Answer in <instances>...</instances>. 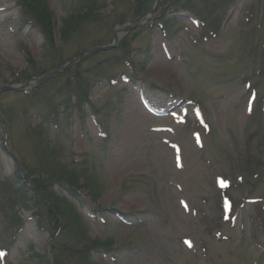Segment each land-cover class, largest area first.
I'll return each mask as SVG.
<instances>
[{
	"label": "rangeland",
	"instance_id": "obj_1",
	"mask_svg": "<svg viewBox=\"0 0 264 264\" xmlns=\"http://www.w3.org/2000/svg\"><path fill=\"white\" fill-rule=\"evenodd\" d=\"M136 1H107L63 39L79 0H46L50 35L19 0H0V90L109 46L117 32L132 60L87 58L78 81L56 77L34 98L42 84L0 92V264L51 249V233L15 198L18 168L78 175L77 202L53 189L82 221L59 241L87 239L94 264H264V0H236L208 35L215 14H176L172 0H153L126 34ZM78 83L92 88L82 109L69 103ZM253 164L259 181L236 187Z\"/></svg>",
	"mask_w": 264,
	"mask_h": 264
},
{
	"label": "trees",
	"instance_id": "obj_2",
	"mask_svg": "<svg viewBox=\"0 0 264 264\" xmlns=\"http://www.w3.org/2000/svg\"><path fill=\"white\" fill-rule=\"evenodd\" d=\"M24 7L25 15L31 10L33 13H36L38 18L35 20L37 24L42 26L43 33L46 32L50 35L48 28L52 27V13L48 10L46 0H19ZM107 1L109 0H79L77 7L75 8V14L70 16V18L64 20V28L62 29V37L66 39L68 32L72 31L76 25H80L82 18H88L93 16L96 18V13H99L103 7L106 6ZM112 4L116 0H110ZM236 0H172V11L174 13H191L202 20L204 18L214 15L212 22H206L203 24V31L205 34H212V26L226 18L228 10L235 4ZM153 0H138L132 8V13L135 18H139L146 14L151 8ZM28 7V8H27ZM99 18V16H98ZM25 21L29 20L24 18ZM34 21V20H29ZM45 30V31H44ZM47 34H44L48 37ZM127 43L119 45L118 48L107 52L104 54L90 55L89 57L83 58L79 64L72 66L66 73L57 77V79H65L67 84H73L78 81L84 73L79 69L82 63L88 61L89 59L106 57L108 62H132L130 57H128L130 51ZM118 51L120 52L118 54ZM103 56V57H102ZM87 58H89L87 60ZM62 64L59 66H54L53 70H56L62 67ZM48 72L47 70H42L40 75ZM38 73L31 72L26 77H22L21 83L29 82L32 78L37 77ZM56 80V78H55ZM49 82V81H48ZM47 83V82H46ZM45 84V83H44ZM44 87H37L31 94L30 98H34L36 93L38 94L40 90ZM92 88L84 89L82 85L78 83L76 85L74 94L76 95V102H71L74 107L82 109L86 106L89 93ZM262 117V116H261ZM262 150H264V141L262 144ZM255 165V166H253ZM249 166L248 171L245 176H241L238 180H235L236 187L249 186L253 182L259 181V174L253 171L254 167H258V164H253ZM62 168V167H61ZM261 168H264V162H262ZM60 174L55 180L48 179L49 176L52 177L48 172L42 171H31V170H22L18 168L14 171L11 177V186L16 191L17 200L20 202V205L30 212L31 216L36 222V225L42 231H47L51 233L50 247L47 255L36 254L31 264H94L92 261V251L89 248H86L83 245V241L78 242L77 244H67L59 241V236L64 232L76 231V236L80 234L76 230V225L82 226V221L80 220L79 214L75 211L74 207H71L70 203L67 205L66 199L57 197L54 192L55 185L60 186L65 192L67 199H71L73 202H77L79 188L75 186L78 180V175L70 171V175H67L64 172V169H60ZM45 176V177H44ZM47 176V178H46ZM68 180H65L64 178ZM88 178V177H87ZM236 179V178H235ZM88 180V179H87ZM69 181V182H68ZM94 182L90 183L87 188L90 190L94 189ZM88 184V183H87ZM0 186H3L0 182ZM225 191H228L225 190ZM97 198H95L96 200ZM261 204L256 207L257 216H262L264 221V199L258 200ZM65 207L63 208L62 205ZM260 218V217H259ZM72 219V223L70 220ZM72 229V230H71ZM86 235L85 231L82 234ZM81 236V235H80ZM83 239V238H82ZM111 248H103L100 251L109 252ZM68 260V261H67ZM49 261V262H47Z\"/></svg>",
	"mask_w": 264,
	"mask_h": 264
},
{
	"label": "water",
	"instance_id": "obj_3",
	"mask_svg": "<svg viewBox=\"0 0 264 264\" xmlns=\"http://www.w3.org/2000/svg\"><path fill=\"white\" fill-rule=\"evenodd\" d=\"M160 0H156L155 1V4L156 6L158 5ZM154 12V9L150 10L149 13H153ZM146 16L147 15H144L140 18H138L137 20H135L131 26H129L127 29H124L123 32L124 33H128L130 32L132 29L138 27L139 25H141V23L143 21L146 20ZM119 42V39L118 38H115L114 42L109 45V46H104V47H101V48H93V49H90L86 52H82V53H79L77 55H75L66 65H64L62 68H60L59 70H56L42 78H39V79H32L31 81L27 82L26 84L24 85H15V86H11V87H5V88H2L0 90V92H25L26 89L32 85V84H42V83H45L51 79H54L56 77H58L59 75H62L64 74L66 71H68L78 60L80 59H83L89 55H96V54H102L104 52H108V51H111L112 49L116 48L117 47V44Z\"/></svg>",
	"mask_w": 264,
	"mask_h": 264
},
{
	"label": "bare ground",
	"instance_id": "obj_4",
	"mask_svg": "<svg viewBox=\"0 0 264 264\" xmlns=\"http://www.w3.org/2000/svg\"><path fill=\"white\" fill-rule=\"evenodd\" d=\"M120 34H121V32H117V37H118V38H119Z\"/></svg>",
	"mask_w": 264,
	"mask_h": 264
},
{
	"label": "snow or ice",
	"instance_id": "obj_5",
	"mask_svg": "<svg viewBox=\"0 0 264 264\" xmlns=\"http://www.w3.org/2000/svg\"><path fill=\"white\" fill-rule=\"evenodd\" d=\"M0 255H2V254H0Z\"/></svg>",
	"mask_w": 264,
	"mask_h": 264
}]
</instances>
